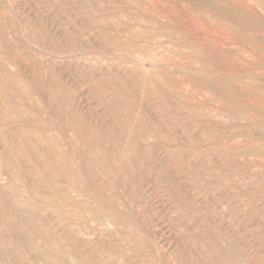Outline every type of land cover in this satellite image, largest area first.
Returning a JSON list of instances; mask_svg holds the SVG:
<instances>
[{
    "label": "rangeland",
    "instance_id": "obj_1",
    "mask_svg": "<svg viewBox=\"0 0 264 264\" xmlns=\"http://www.w3.org/2000/svg\"><path fill=\"white\" fill-rule=\"evenodd\" d=\"M254 1L0 0V162L36 169L0 163V194L17 208L15 185L29 201L21 214L52 215L35 188L67 185L62 152L81 181L128 191V203L138 195L121 230L77 224L79 249L97 260L264 264V0ZM92 129L131 163L132 182L96 170L85 147L109 150Z\"/></svg>",
    "mask_w": 264,
    "mask_h": 264
},
{
    "label": "bare ground",
    "instance_id": "obj_2",
    "mask_svg": "<svg viewBox=\"0 0 264 264\" xmlns=\"http://www.w3.org/2000/svg\"><path fill=\"white\" fill-rule=\"evenodd\" d=\"M80 123L84 124L82 120H80ZM87 135L90 136L91 139H93L92 141L94 142L95 146H103L106 148V151L109 150L108 157L99 158L98 156H96V154L93 153V149L96 147H94L93 145L85 147L86 155L87 157H89V160L95 164L96 170L100 172L101 174H105L106 176L107 175L110 176L112 172L114 173L116 171V172L121 173L122 179L124 182H132V178L127 170V166L129 164L131 165V163H128V165L126 166L125 164L120 162V159L117 153L118 151L114 149L113 147H110L108 144H105V143H109L110 140H112L110 139L111 137L110 136L101 137V134L96 129L88 130ZM77 142H78V139H77ZM8 144H9V141H8ZM121 157H124V156L122 155ZM14 158L15 160L6 159L2 161V163L1 162L0 163L9 169L14 167V165L15 167L18 166V168L22 171L23 176L25 177L29 176V174L32 172H36L35 171L36 169L34 168V166H27L25 163L24 165L18 159L17 156H15ZM193 165L194 164H192L191 166ZM71 166L72 164L66 158L65 154H62V152L58 153L56 167L59 170L63 171L65 174H67L70 181L67 183V185H64L61 182L60 185H57V187L55 186L57 189L55 188L56 190L53 192H47V191L45 192L44 190L45 188L44 189L41 188L42 190L35 188L41 200H43L44 198L47 201V204L50 208L54 207V213L52 215L43 216V212L41 211L39 212V214L35 213L33 215L24 216L23 214H21L22 213L21 206H23L25 203H29V201L27 199H26L27 201H25V197L18 194L20 190H18V188L15 185H10L9 191L10 193L15 194V201L16 199L18 200L15 202L17 208L9 199L6 198V196H4L2 193L0 194V260H2V262H6L7 264H107V263H104V260L99 261L94 256H91L85 253V251L83 250L81 251L79 249L77 237L81 233H80V228L77 224L80 223V221H82L83 219L85 220L90 219L92 222L95 221L99 225H102V227L111 224V225H116V227L121 230L122 227H124L125 225V218L123 217L124 215L122 214V208L123 206L126 207L125 205H128L127 207L129 208H134L137 202L138 195L136 196L134 195L133 198L131 199V202L128 203L127 200L124 202V200L127 197H130V194L128 191H125L122 193H116L115 185H113L112 187L110 186V188L114 189V192L108 195L106 194V192H104V190L101 189V186H99L98 184L95 185V183H92L91 180H89V178L86 177L85 180L81 181L77 170L74 169L73 166L72 167ZM130 167H132V165ZM3 174H4V177H6L5 173ZM12 176H15V175L12 174ZM1 179L2 177H0V180ZM107 183L109 182L107 181ZM131 189H134V188H131ZM34 205L38 208L42 207L36 203H34ZM56 220L60 221L59 223L60 225L52 223L53 221H56ZM127 229L129 230L130 228H127ZM67 235H70L71 239ZM139 245L144 247V249L147 246H151L149 245V243L145 245L143 241L139 243ZM49 249L51 250V252H49ZM19 251H21L22 253H20ZM30 252L33 253V255H31L30 257L26 256V254ZM13 258L15 259V262H13L14 260L12 261ZM107 258L108 257H106V259ZM117 261L119 262L118 259Z\"/></svg>",
    "mask_w": 264,
    "mask_h": 264
}]
</instances>
